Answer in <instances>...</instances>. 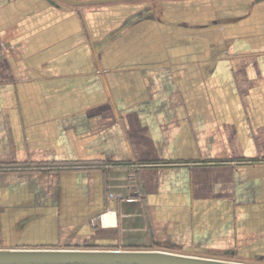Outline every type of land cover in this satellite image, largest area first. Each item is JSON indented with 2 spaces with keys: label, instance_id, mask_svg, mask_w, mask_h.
I'll return each mask as SVG.
<instances>
[{
  "label": "crops",
  "instance_id": "obj_1",
  "mask_svg": "<svg viewBox=\"0 0 264 264\" xmlns=\"http://www.w3.org/2000/svg\"><path fill=\"white\" fill-rule=\"evenodd\" d=\"M69 1L0 0V253L264 260V0Z\"/></svg>",
  "mask_w": 264,
  "mask_h": 264
},
{
  "label": "rangeland",
  "instance_id": "obj_2",
  "mask_svg": "<svg viewBox=\"0 0 264 264\" xmlns=\"http://www.w3.org/2000/svg\"><path fill=\"white\" fill-rule=\"evenodd\" d=\"M90 164H83V165H75L72 167H57V169H67V168H80V169H87V168H93ZM11 170H24L22 168L16 167ZM28 170V169H27ZM83 245H70V246H59L56 249H52V251L49 252H40L45 255H65L70 258V261L66 260H57L50 258L48 260H43L41 258L36 259V260H26V261H18L14 262L11 264H102L99 256L104 255V253H116V254H122V253H138L135 252L137 250H142L141 252L144 253H150L152 251L145 252L143 249H127L128 251L124 250L121 251L119 247L114 248V249H108V248H96L94 247L95 245H84V246H89V247H82ZM134 252H130V251ZM152 250V249H151ZM13 251V250H9ZM7 251V252H9ZM18 251V250H16ZM22 251V250H21ZM119 251V252H117ZM153 253H158V252H153ZM163 254L165 256L160 257V262L158 264H185L182 263L181 260L189 261V264H264V260H251V261H243L241 258L237 257H231V258H195V257H181L180 254L164 251ZM93 256V258H91ZM73 258V259H72ZM74 260V261H71ZM144 263V262H143ZM142 262H138L137 260H131V261H119L116 262L115 264H143ZM147 264L149 262H146Z\"/></svg>",
  "mask_w": 264,
  "mask_h": 264
},
{
  "label": "water",
  "instance_id": "obj_3",
  "mask_svg": "<svg viewBox=\"0 0 264 264\" xmlns=\"http://www.w3.org/2000/svg\"><path fill=\"white\" fill-rule=\"evenodd\" d=\"M70 2L69 0H65ZM79 4V3H75ZM165 255L160 253H122V254H116V253H104V255L99 256V259L102 264H115L119 261H131V260H137L138 262H144L143 264H147L146 262H149L148 264H158L160 262V257H163ZM43 259L48 260L50 258L57 259V260H66L70 261V258L57 254V255H45L40 252H34V251H9L0 253V264H11L18 261H26V260H36V259ZM93 258V256H91ZM73 259V258H72ZM74 261V260H71ZM182 263L189 264V261L181 260ZM174 264L175 262L172 261ZM165 264V263H164ZM166 264H168L166 262Z\"/></svg>",
  "mask_w": 264,
  "mask_h": 264
},
{
  "label": "trees",
  "instance_id": "obj_4",
  "mask_svg": "<svg viewBox=\"0 0 264 264\" xmlns=\"http://www.w3.org/2000/svg\"><path fill=\"white\" fill-rule=\"evenodd\" d=\"M19 168H22V169H24V170H26V169H29V168H33V167H26V166H18ZM13 168H16V167H5V166H0V170H11V169H13ZM36 168H40V167H35V169Z\"/></svg>",
  "mask_w": 264,
  "mask_h": 264
},
{
  "label": "bare ground",
  "instance_id": "obj_5",
  "mask_svg": "<svg viewBox=\"0 0 264 264\" xmlns=\"http://www.w3.org/2000/svg\"><path fill=\"white\" fill-rule=\"evenodd\" d=\"M106 218V221L104 222L105 224H110V223H112V217H110V216H106L105 217Z\"/></svg>",
  "mask_w": 264,
  "mask_h": 264
}]
</instances>
